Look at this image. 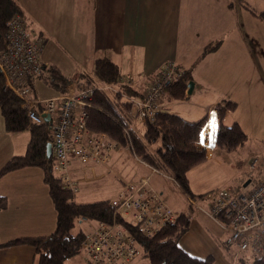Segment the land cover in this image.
<instances>
[{
  "label": "crops",
  "instance_id": "1",
  "mask_svg": "<svg viewBox=\"0 0 264 264\" xmlns=\"http://www.w3.org/2000/svg\"><path fill=\"white\" fill-rule=\"evenodd\" d=\"M236 1L239 2V0ZM25 3L22 4V8H24L27 17V23L43 37L44 43L40 52L41 61L44 65L56 64L66 76L70 77V82L75 81L81 72L90 73L93 61L101 56L108 57L116 64L120 76L153 74L165 62H173L180 69L189 71L193 88L190 94L186 93L184 99L168 101L164 96H160L157 104L159 109L168 110V107L174 109L173 113L189 121L204 118L213 105L216 109L218 104L223 106L225 100L239 102L240 100L234 95L241 93L244 95L243 112L235 113L238 108H234L230 114L235 117L237 115L245 117L242 120L240 118L233 119L248 136V145H245L244 153L247 155L253 149L261 153L260 156L250 155L247 157L245 167L247 168L246 163L252 156L257 157L260 161L264 158L263 144L259 140L254 141L249 138L250 135L254 136L262 126L260 117L264 114L258 112L264 113V86L263 84L260 86L262 87L260 94L263 95L261 97L246 86L247 81L244 78L254 64L258 65L262 73L264 70L253 58L254 45L249 41L253 32L241 27L239 24L241 18L239 19L237 13H231L234 6L244 7L240 2L239 5L231 0H26ZM248 12L255 18L251 11L248 10ZM222 14L223 17H226L225 23L222 21ZM228 29L232 31L229 32ZM262 29L264 36V28ZM209 45L215 47L206 50ZM58 51L72 54L78 60L77 69L79 70H75L74 74L62 70L57 57ZM86 68L88 71L84 70ZM139 82L136 85L140 86L141 92H143V82ZM236 89L239 90L238 93H236ZM254 95L257 96L254 97ZM204 112L205 114L201 116ZM143 123L140 121L141 126ZM204 126L205 124L201 127L198 146L205 149L206 160L216 157L224 160L231 159L232 157L229 156L234 150L226 148H219L217 154L214 155L215 147H217L215 145L217 125L214 136H212L211 127ZM123 150L133 158L137 172L131 179L122 181L116 195L125 182L138 181L147 177L149 185L171 207L167 197L170 193L178 190L184 200L191 203L187 210L171 207L177 213L189 211L191 215L189 227L180 237L179 245L193 257L205 258L212 255L213 264H234L236 251L229 244V232L215 220L216 229L208 222L204 223L200 218L199 212L207 214L206 211L210 209V200L208 199V208L201 206L197 199L201 195L198 197L189 195L180 188L170 174L137 157L130 149L122 147L113 149L107 165L81 163L72 159L68 167V174L75 187L72 191H76L78 184L71 177L72 168H79L84 173L96 177L94 175L96 168L101 169L102 174L109 172L116 164L118 152L122 154ZM13 155H15L13 152H9L7 156H3L0 167ZM232 167L235 170L230 172L228 180L230 182L243 181L242 185L239 186L240 182L234 185L226 182L225 186L220 187L227 186L235 190H241L244 187L248 189L264 177V163L252 172L246 168L243 172L239 166V168H235V163ZM20 170L9 173L17 174L22 172ZM23 174L25 175V173ZM29 175V179L36 177V174L33 173ZM23 185L24 188L27 186L21 182L22 190ZM237 185L238 187H236ZM192 186L190 182L191 191ZM5 187L8 188V185ZM195 187L197 191H202L199 186ZM10 189L18 191L19 183L15 181L10 184ZM1 196L8 199L7 194ZM189 197L194 198L195 201L192 202ZM8 204L7 200L6 205L8 206ZM7 206L1 208L0 212H4ZM37 212L36 210L17 213V217L8 224L13 227L12 232L16 233L14 235L11 234V231L8 232L7 226L1 225L0 243L18 237L43 236L51 233L55 229V225L51 230H48V233L44 232V234L34 233L30 230L27 220L29 215L39 229L46 225L43 224L41 213ZM16 220L17 222L14 224ZM84 221L88 225V231L94 221ZM28 246L0 248V264H36L35 250ZM230 246L233 247L231 260L226 254Z\"/></svg>",
  "mask_w": 264,
  "mask_h": 264
},
{
  "label": "trees",
  "instance_id": "2",
  "mask_svg": "<svg viewBox=\"0 0 264 264\" xmlns=\"http://www.w3.org/2000/svg\"><path fill=\"white\" fill-rule=\"evenodd\" d=\"M239 2L264 23V9L257 11L243 0ZM15 16H22L19 3L16 0H0V48L6 44L8 23ZM26 27L41 37L42 49L44 42L41 34L31 28L27 21ZM213 47L215 46L209 45L206 50ZM177 68L179 76L167 82L162 89L161 96L168 101L186 97L187 82L191 76L188 70H182L179 66ZM119 76L116 64L108 57L101 56L93 61L90 73L82 72L76 78L77 89L94 88L89 101L91 105L86 107L87 128L94 134L105 133L118 147L130 149L137 157L170 174L182 190L195 196L189 189L188 173L206 159L205 149L198 146L205 118L188 121L176 113L158 109L152 121L142 124L141 134L138 135L132 125L136 116L130 99L141 94L130 85H121L114 90L102 88L107 83L117 81ZM37 81H42L56 89L57 93H62L66 90L70 77L56 64H46ZM35 91L34 84V94ZM235 107L236 102L232 100H225L223 106H216L218 124L215 145L218 148L235 150L248 139L238 123L233 122L228 126L221 122L223 113ZM0 114L6 131H29L25 152L6 160L0 167V177L24 167H39L56 213L55 229L51 233L7 240L0 243V248L29 245L35 250L36 264H64L69 257L82 251L81 243L88 229L87 225L86 229H79L73 234L71 229L75 221L111 222L112 207L108 199L87 203H77L73 200L74 192L65 186L53 170V156H45V145L48 142L45 125L29 121L26 109L21 106L20 99L5 85L1 72ZM154 142H158L156 147L151 146ZM242 183L243 181L239 186ZM6 204V197L0 196V209ZM190 217L189 211L180 212L171 223L161 226L151 236H144L136 228L126 226L139 244L141 257L146 259L147 264H213L212 255L205 258L193 257L179 245L180 237L189 227ZM237 264H248L244 253L238 256ZM251 264H264V253L252 256Z\"/></svg>",
  "mask_w": 264,
  "mask_h": 264
},
{
  "label": "built area",
  "instance_id": "3",
  "mask_svg": "<svg viewBox=\"0 0 264 264\" xmlns=\"http://www.w3.org/2000/svg\"><path fill=\"white\" fill-rule=\"evenodd\" d=\"M5 39V46L0 48L4 83L20 99L29 121L45 125L53 170L66 187L74 190L68 174L72 159L107 165L111 151L118 147L105 133L94 134L87 128L86 107L91 105L94 88L77 89L75 81H71L64 92L52 97L35 95L34 84L46 66L40 58L41 37L26 27L22 16H15L8 23ZM179 74L173 62H165L153 74H125L102 88L114 90L121 85L143 82L141 96L130 100L139 121H152L159 109L157 102L163 86ZM263 161L264 158L262 161L251 158L247 170L254 171ZM206 198L211 202L207 214L229 232L228 241L236 254L264 253V177L251 188L220 187L210 191ZM190 200L195 201L192 197ZM109 205L113 211L112 221H95L82 240L81 249L87 264H133L141 250L126 225L144 236H151L178 215L149 185L147 177L125 182L119 193L109 200Z\"/></svg>",
  "mask_w": 264,
  "mask_h": 264
},
{
  "label": "rangeland",
  "instance_id": "4",
  "mask_svg": "<svg viewBox=\"0 0 264 264\" xmlns=\"http://www.w3.org/2000/svg\"><path fill=\"white\" fill-rule=\"evenodd\" d=\"M16 1L21 6V10L23 9L22 17L24 19H27V17L25 16L24 8H22V4H26L25 3L26 0H16ZM231 1L236 4L238 3L237 5H239L238 1L236 0H231ZM245 1L248 2L249 5L252 6L254 9H256L257 11L264 9V0H245ZM231 13L234 14L237 13L239 19L241 18V22L239 20V24L241 27L247 28L248 30L253 32V35L250 36L251 39L249 40L254 45L253 58L255 62H257L260 65V67L264 70V36H263V32L261 31L263 30L262 28H264L263 22L256 15H254L255 18L250 16L248 10L241 6H234L232 8ZM221 18L222 21L225 23L226 17H223L222 14ZM228 30L229 32L232 31L230 29ZM57 57L59 62L61 63L62 70L66 71L67 73L74 74L77 70H79L77 69V65L79 64L78 60L74 58L72 54L67 53L66 51H64V53H62V51H58ZM84 70L88 71L87 68ZM260 70L261 69L258 67V65L254 64L253 68L251 70H248L244 78L247 81L246 86L262 97L263 95L260 94L262 87L260 86L262 84L264 86V71L262 73ZM134 87L135 89H137L139 93H141L140 86L135 85ZM35 89H36L35 95L42 98L52 97L55 94H57L56 89L44 84L42 81L35 82ZM235 91L236 93L239 92L238 89H236ZM234 96L240 100L239 102L235 100L237 106L235 108H238L237 110H235L236 111L235 113L240 112L241 114L244 108V103H243L244 95H241L240 93ZM256 96L257 95H254V97ZM245 97H247V95H245ZM168 111L173 113L174 109L168 107ZM230 113H232V110H228L221 117V122L222 123L224 122L225 125L228 126L231 125L234 122L233 121L234 118H240L241 120L245 118L242 117L241 115H237V117H235ZM258 113L264 114L261 112ZM204 114L205 112L201 116H203ZM225 114H227V116H224ZM204 118L205 121L203 125L205 124L206 127L210 126L212 129V136H214V130L216 129V125L218 124V117L214 105L211 107L210 111H208L207 114H205ZM260 121L262 123L261 128L258 129L257 133L254 134V136L250 135L249 138L254 141L259 140L264 146V116L260 117ZM132 125L136 130L137 134L140 135L142 128L140 121L138 120L137 117L136 119L133 120ZM28 139H29V131L27 129L19 132L6 131L4 128L2 116L0 114V162H1V158L3 156H7L9 152H13V154L15 155L23 154L25 152ZM157 145L158 142H154L153 144H151L152 147H156ZM245 145H248V141L246 144H244V146H240L236 150L231 151L229 157L232 158L229 160H224L219 157L210 160L205 159L203 162L196 165L190 170V172L188 173L189 184L191 182V184L193 185L192 186L193 189L192 191L191 190L190 191L192 194H194L197 197L198 195H201L200 197L197 198L201 206L203 205L204 207L208 208V198H206V195L210 191H213L217 189V187H220L222 185L225 186L226 182H229L232 185L238 184L240 182L237 180L230 182L228 180L230 176V172H233L235 170L232 167L234 163H235V168L240 167V169L243 170L244 172L246 168L245 167L246 158L249 157L250 155H256V156L261 155V153L258 150H254V149L252 150L251 153L248 152L246 155V153H244L246 147ZM218 149H219L218 147H215L214 155L217 154ZM123 152L122 154L118 152L119 156L116 159V164L112 166V169L109 172L102 174V170L96 168L94 174L96 177H93L89 173H84L79 168H72L70 173L71 177L73 180L77 181L78 183L76 191L75 192L73 191L74 192L73 200L77 203H87V202H94L105 199L108 200L112 199L116 195V192L119 189L120 185L122 184V181L131 179L137 172V168L135 166L133 158L129 155V153H127V151L123 150ZM253 157L254 156H252L251 158ZM250 159H248L247 162H250ZM20 171L22 172H18L17 174L8 173L7 175L1 176L0 178V194L1 195L7 194L8 196L7 200L9 201V204L8 206L6 205L7 207L4 210V212H0V226L1 225L7 226L8 232L11 231V234L14 235L16 233L12 232L13 227L8 224L11 223V221H13L15 217H17V213L19 212L25 213L26 211L31 212L37 210L38 211L37 213H41L43 224L46 225L42 226V228L39 229L32 222V219H30V215H29L27 217V220L29 222V228L34 233L37 232H39L40 234H44V232L48 233V230L49 229L51 230L52 226L55 225L56 213L54 207L52 206V202L49 197L47 187L46 185H44V182L42 180V171L37 166L24 167L21 168ZM22 173H25V175L24 174L22 175ZM30 173L36 174V177L29 179ZM82 178H85V180H82ZM15 181L18 182L20 185V189H18V191H16L15 189H10V184L14 183ZM21 182H24L27 185L25 186V188L23 185L24 191L21 188ZM5 185H8V188H6ZM195 186H199L200 188H202L201 189L202 191H197ZM236 187H238V185ZM165 196L167 195L165 194ZM167 199L168 202L170 203V206L173 207L174 209L181 208L187 210L189 205H191V203L184 200L183 196H181L178 190H176L172 194L170 193ZM199 214H200V218L203 220L204 223L208 222L210 225H213V227L215 228L216 223L208 214L202 211L199 212ZM16 222L17 220L14 222V224ZM35 222L38 223L37 220H35ZM86 227H87V223L85 221L78 220L75 221V224L71 229V232L74 234L79 229H86ZM17 246H28V245H11V246L2 247V249L17 247ZM232 250L233 247L230 246L226 252L230 260H231L230 256L232 254ZM239 255L240 254L235 255L234 264H237ZM245 256L247 258V263L251 264L252 255L245 253ZM68 259L69 260H66V263L64 262L65 264H85V259L83 257V252L81 250ZM133 264H147V261L145 258L139 257L138 259H135L133 261Z\"/></svg>",
  "mask_w": 264,
  "mask_h": 264
},
{
  "label": "water",
  "instance_id": "5",
  "mask_svg": "<svg viewBox=\"0 0 264 264\" xmlns=\"http://www.w3.org/2000/svg\"><path fill=\"white\" fill-rule=\"evenodd\" d=\"M192 88H193V81H192V80H189V81L187 82V90H186V93H187V94H190ZM48 118H49V116H46V117H45V120H48ZM45 156H46L47 158H49V157L51 156V144H50L49 141H48V142L46 143V145H45Z\"/></svg>",
  "mask_w": 264,
  "mask_h": 264
}]
</instances>
